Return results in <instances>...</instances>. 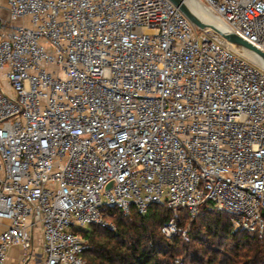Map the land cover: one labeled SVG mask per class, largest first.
<instances>
[{"label": "built area", "instance_id": "1", "mask_svg": "<svg viewBox=\"0 0 264 264\" xmlns=\"http://www.w3.org/2000/svg\"><path fill=\"white\" fill-rule=\"evenodd\" d=\"M198 1L264 53V0ZM206 203L263 238L262 61L170 0H0V264H86L111 209L188 242Z\"/></svg>", "mask_w": 264, "mask_h": 264}, {"label": "trees", "instance_id": "2", "mask_svg": "<svg viewBox=\"0 0 264 264\" xmlns=\"http://www.w3.org/2000/svg\"><path fill=\"white\" fill-rule=\"evenodd\" d=\"M108 215L115 231L91 225L90 233L82 232L90 244L86 264H172L178 257L179 264H264V236L232 230L230 215L212 203L202 205L190 222L188 242L161 234L160 227L171 217L161 206H152L143 216H122L114 209ZM186 217L185 211L178 214L179 225L187 223Z\"/></svg>", "mask_w": 264, "mask_h": 264}, {"label": "water", "instance_id": "3", "mask_svg": "<svg viewBox=\"0 0 264 264\" xmlns=\"http://www.w3.org/2000/svg\"><path fill=\"white\" fill-rule=\"evenodd\" d=\"M178 9L187 17V19L193 24L195 28L199 31L214 37L216 40L225 44L231 48L233 46L240 47L247 51L254 52L264 63V53L254 47L252 44L241 38L240 36L236 35L235 33L226 30L225 28L214 30L207 26L196 14H194L186 4L185 0H170ZM234 49V48H233ZM237 51V50H236ZM239 52V51H238ZM241 53V52H239ZM242 54V53H241ZM244 55V54H243ZM258 61V63L260 62ZM256 62V61H255ZM112 183L107 185V188L111 186Z\"/></svg>", "mask_w": 264, "mask_h": 264}, {"label": "bare ground", "instance_id": "4", "mask_svg": "<svg viewBox=\"0 0 264 264\" xmlns=\"http://www.w3.org/2000/svg\"><path fill=\"white\" fill-rule=\"evenodd\" d=\"M185 2L193 13L197 12L199 14H202L203 16L210 18L217 26H219V29L224 28V25L219 20V18L214 13H212L209 9H207L202 3L198 2L197 0H185ZM233 48L241 52L242 54H244L251 60L256 61V62L259 61V57L254 52L250 53L247 50L242 49L237 46H233Z\"/></svg>", "mask_w": 264, "mask_h": 264}, {"label": "rangeland", "instance_id": "5", "mask_svg": "<svg viewBox=\"0 0 264 264\" xmlns=\"http://www.w3.org/2000/svg\"><path fill=\"white\" fill-rule=\"evenodd\" d=\"M198 1V0H197ZM199 2V1H198ZM201 3V2H200ZM194 14H196L207 26H209L210 28L214 29V30H218L219 29V26H217L210 18L206 17V16H203L202 14H199L197 12H194ZM201 216H202V211L200 213V216H199V219H197L196 223H198L201 219ZM231 224V222H230ZM232 227V230H235L234 227L231 225ZM91 227H87V228H83L82 229V232L84 234H88L91 232ZM196 231V228L194 227L193 230L191 232H194ZM237 231V230H235ZM39 241H37V246H39ZM88 255H85V258H87ZM179 258V263H181V257H178Z\"/></svg>", "mask_w": 264, "mask_h": 264}, {"label": "crops", "instance_id": "6", "mask_svg": "<svg viewBox=\"0 0 264 264\" xmlns=\"http://www.w3.org/2000/svg\"><path fill=\"white\" fill-rule=\"evenodd\" d=\"M39 244V243H38ZM36 249L38 253H41L40 245H36ZM20 260V248L16 246H12L9 248L5 264H19Z\"/></svg>", "mask_w": 264, "mask_h": 264}]
</instances>
